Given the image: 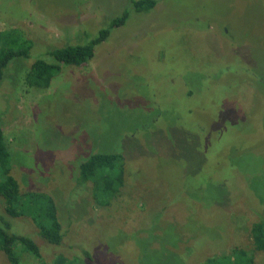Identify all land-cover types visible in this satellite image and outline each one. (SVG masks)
Returning <instances> with one entry per match:
<instances>
[{
  "label": "rangeland",
  "instance_id": "1",
  "mask_svg": "<svg viewBox=\"0 0 264 264\" xmlns=\"http://www.w3.org/2000/svg\"><path fill=\"white\" fill-rule=\"evenodd\" d=\"M130 1L0 0V32L19 29L33 54L85 42L131 12L91 61L65 65L47 87L26 83L32 58L4 71L11 174L22 193L53 197L65 231L52 245L31 217H8L0 199V228L41 250L42 258L19 250L20 264H55L58 255L200 264L251 246L264 205V0H157L148 12ZM100 152L123 153L127 169L104 207L92 183L74 181L79 161ZM253 264H264V252Z\"/></svg>",
  "mask_w": 264,
  "mask_h": 264
},
{
  "label": "trees",
  "instance_id": "2",
  "mask_svg": "<svg viewBox=\"0 0 264 264\" xmlns=\"http://www.w3.org/2000/svg\"><path fill=\"white\" fill-rule=\"evenodd\" d=\"M130 3L136 12H148L157 5V0H131ZM130 13V10L124 9L121 14L113 16L95 36L85 42L75 40L63 46L44 48L43 52L35 54V42L19 29L0 32V81L11 61L32 58L34 61L25 75L26 83L30 86L47 87L65 65L80 66L91 61L96 48L107 41L113 29L127 23ZM83 35L88 36L84 32ZM88 156L83 158L84 161H79L78 176L74 181L79 184L92 183L95 203L98 206H107L119 195L125 184L126 158L121 152H100ZM0 199L5 204L8 217H31L41 238L52 245L62 244L65 231L53 197L42 192H21L18 180L11 174V153L1 127ZM260 208V220L253 222L249 229L250 247H233L227 253L208 256L200 264H253L255 252H264V205ZM0 250L5 253L8 264H20L19 250L42 258L40 247L32 238L11 233L10 228H0ZM54 263L80 264V260L74 256L69 258L58 255Z\"/></svg>",
  "mask_w": 264,
  "mask_h": 264
}]
</instances>
